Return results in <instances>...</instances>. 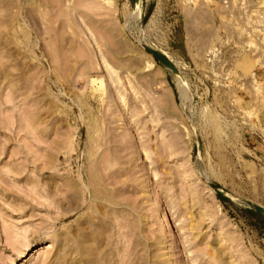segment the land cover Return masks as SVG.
<instances>
[{
	"label": "rangeland",
	"instance_id": "1",
	"mask_svg": "<svg viewBox=\"0 0 264 264\" xmlns=\"http://www.w3.org/2000/svg\"><path fill=\"white\" fill-rule=\"evenodd\" d=\"M263 125L264 0H0V264H264Z\"/></svg>",
	"mask_w": 264,
	"mask_h": 264
},
{
	"label": "water",
	"instance_id": "2",
	"mask_svg": "<svg viewBox=\"0 0 264 264\" xmlns=\"http://www.w3.org/2000/svg\"><path fill=\"white\" fill-rule=\"evenodd\" d=\"M133 1V6H134V10L141 15V8L138 9L137 5H138V0H132ZM143 49L145 52H147L150 56H152L165 70H167L169 73H171L172 75H174L179 81H182L183 84L188 85L185 77L183 76V74L180 72V70L172 63L168 60V58H166L161 52L153 50L151 48H149L148 45H144ZM189 87V86H188ZM198 151H200V143L198 141ZM208 185L214 189L220 197H222L223 199L229 201V202H234L235 199L233 197H231L226 191H224L222 188H220L218 185L215 184H211L208 183ZM245 204H247L250 208L256 210L257 212L261 213L264 215V208L253 204L250 201H243Z\"/></svg>",
	"mask_w": 264,
	"mask_h": 264
},
{
	"label": "bare ground",
	"instance_id": "3",
	"mask_svg": "<svg viewBox=\"0 0 264 264\" xmlns=\"http://www.w3.org/2000/svg\"><path fill=\"white\" fill-rule=\"evenodd\" d=\"M143 5V0H138V5H137V7H138V9H140L141 8V6ZM98 7V6H97ZM83 18H85V17H83ZM102 28V27H101ZM103 29V28H102ZM105 31V30H104ZM108 32V31H107ZM104 33H106V31L104 32ZM109 33V32H108ZM85 51V50H84ZM82 53V52H81ZM86 53V52H85ZM84 53V54H85ZM83 54V53H82ZM87 54V53H86ZM82 56V55H81ZM84 57V56H83ZM197 133V132H196ZM105 159V158H104ZM102 166V165H101ZM103 167V166H102Z\"/></svg>",
	"mask_w": 264,
	"mask_h": 264
},
{
	"label": "crops",
	"instance_id": "4",
	"mask_svg": "<svg viewBox=\"0 0 264 264\" xmlns=\"http://www.w3.org/2000/svg\"><path fill=\"white\" fill-rule=\"evenodd\" d=\"M264 126V125H263ZM264 157V156H263Z\"/></svg>",
	"mask_w": 264,
	"mask_h": 264
}]
</instances>
